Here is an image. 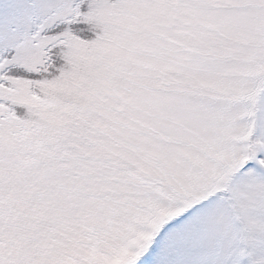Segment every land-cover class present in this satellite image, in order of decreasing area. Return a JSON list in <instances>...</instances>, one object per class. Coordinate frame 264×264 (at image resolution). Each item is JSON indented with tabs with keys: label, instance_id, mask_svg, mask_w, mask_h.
<instances>
[{
	"label": "snow or ice",
	"instance_id": "1",
	"mask_svg": "<svg viewBox=\"0 0 264 264\" xmlns=\"http://www.w3.org/2000/svg\"><path fill=\"white\" fill-rule=\"evenodd\" d=\"M0 264H264V0H0Z\"/></svg>",
	"mask_w": 264,
	"mask_h": 264
}]
</instances>
